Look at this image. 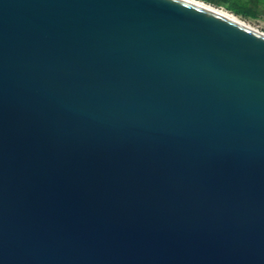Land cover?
<instances>
[{
	"label": "water",
	"instance_id": "95a60500",
	"mask_svg": "<svg viewBox=\"0 0 264 264\" xmlns=\"http://www.w3.org/2000/svg\"><path fill=\"white\" fill-rule=\"evenodd\" d=\"M0 264H264V33L0 0Z\"/></svg>",
	"mask_w": 264,
	"mask_h": 264
},
{
	"label": "crops",
	"instance_id": "0c3cea01",
	"mask_svg": "<svg viewBox=\"0 0 264 264\" xmlns=\"http://www.w3.org/2000/svg\"><path fill=\"white\" fill-rule=\"evenodd\" d=\"M207 2L226 9L230 8L228 10L232 12L241 11L253 14V16H256L259 10L264 11L261 9V7L264 6V0H210ZM255 18L259 19V17Z\"/></svg>",
	"mask_w": 264,
	"mask_h": 264
},
{
	"label": "rangeland",
	"instance_id": "374dc122",
	"mask_svg": "<svg viewBox=\"0 0 264 264\" xmlns=\"http://www.w3.org/2000/svg\"><path fill=\"white\" fill-rule=\"evenodd\" d=\"M261 9L264 10V6H262ZM239 16H241L244 20L250 22L249 24L250 25L252 24L251 26H254L255 29L264 33V11L259 10L256 16H253V14L249 16L244 14H239ZM255 17H259V19Z\"/></svg>",
	"mask_w": 264,
	"mask_h": 264
},
{
	"label": "bare ground",
	"instance_id": "6f19581e",
	"mask_svg": "<svg viewBox=\"0 0 264 264\" xmlns=\"http://www.w3.org/2000/svg\"><path fill=\"white\" fill-rule=\"evenodd\" d=\"M196 1L200 2L202 4H205L206 6H209V7L213 8V9H216L219 12H222V13L226 14L227 16H229L230 18H232L234 20H238V21H240L242 23H245V24H247L249 26L252 25V24L251 25L249 24L250 22H248L247 20H244L241 16H239L238 14L232 12L231 10H228V9H226L224 7H221V6H217V5L211 4V3H209V2H207L205 0H196ZM252 27H254V26H252Z\"/></svg>",
	"mask_w": 264,
	"mask_h": 264
},
{
	"label": "trees",
	"instance_id": "16d2710c",
	"mask_svg": "<svg viewBox=\"0 0 264 264\" xmlns=\"http://www.w3.org/2000/svg\"><path fill=\"white\" fill-rule=\"evenodd\" d=\"M206 1H210V0H206ZM228 9H230V8H228ZM236 14H244V15H251V14H249V13H246V12H241V11H237V12H235Z\"/></svg>",
	"mask_w": 264,
	"mask_h": 264
}]
</instances>
